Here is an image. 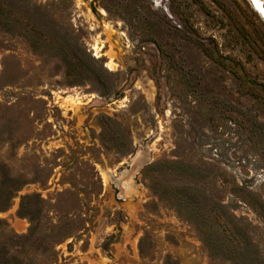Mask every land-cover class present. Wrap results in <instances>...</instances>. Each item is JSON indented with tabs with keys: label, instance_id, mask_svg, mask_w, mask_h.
<instances>
[{
	"label": "rangeland",
	"instance_id": "rangeland-1",
	"mask_svg": "<svg viewBox=\"0 0 264 264\" xmlns=\"http://www.w3.org/2000/svg\"><path fill=\"white\" fill-rule=\"evenodd\" d=\"M0 264H264L250 0H0Z\"/></svg>",
	"mask_w": 264,
	"mask_h": 264
},
{
	"label": "bare ground",
	"instance_id": "bare-ground-1",
	"mask_svg": "<svg viewBox=\"0 0 264 264\" xmlns=\"http://www.w3.org/2000/svg\"><path fill=\"white\" fill-rule=\"evenodd\" d=\"M250 1L259 10L260 14L264 18V8H263L264 0H250Z\"/></svg>",
	"mask_w": 264,
	"mask_h": 264
}]
</instances>
